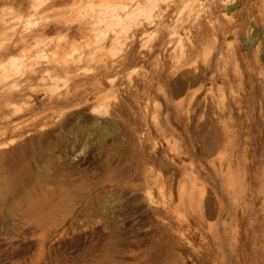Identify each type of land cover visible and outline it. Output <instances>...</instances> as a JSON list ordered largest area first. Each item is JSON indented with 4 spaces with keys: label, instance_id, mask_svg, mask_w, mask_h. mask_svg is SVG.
I'll use <instances>...</instances> for the list:
<instances>
[{
    "label": "rangeland",
    "instance_id": "obj_1",
    "mask_svg": "<svg viewBox=\"0 0 264 264\" xmlns=\"http://www.w3.org/2000/svg\"><path fill=\"white\" fill-rule=\"evenodd\" d=\"M182 1L138 30L128 0L65 1L44 12L74 31L30 51L0 27V264H264V42L244 49L264 26L250 0ZM37 2L0 20L31 27Z\"/></svg>",
    "mask_w": 264,
    "mask_h": 264
},
{
    "label": "bare ground",
    "instance_id": "obj_2",
    "mask_svg": "<svg viewBox=\"0 0 264 264\" xmlns=\"http://www.w3.org/2000/svg\"><path fill=\"white\" fill-rule=\"evenodd\" d=\"M2 3L3 2H9L10 0H0ZM65 1H74V0H39V2H37L36 4H31L30 6H29V10H27V12H29L28 13V15H31V18H33V19H31L30 21L32 22L31 24H32V26L30 27L29 25V27L28 26H26L25 24L24 25H22L19 29H17V25H18V23H19V21H20V18L21 17H19L18 19H14L13 21L11 20V22H6V20H0V27H6V26H14L15 28V32L17 33L16 34V39H18L19 41L18 42H16L13 46V48H9V47H5L4 48V50L6 49V50H11V49H14V48H16V47H22V48H24V49H26V50H31V49H35V48H33L34 47V45L32 44L31 45V43H32V41H30V39H32L33 41H34V39L35 40H37L38 38H41V36H43V35H45V34H48V33H50V32H54V31H56V30H59V31H61L62 30V27L63 26H65V28H66V30H67V33L68 34H70L71 32H73L74 30H73V28L71 27V23H67V24H64V25H62V24H60L59 22H57V20H54L53 18H51L50 17V15H47L46 14V12H44V10L46 11V9H49V8H51L52 7V9H54L55 8V6H59V5H61V4H63ZM83 1V0H82ZM89 1V0H88ZM93 1V0H92ZM95 1V0H94ZM129 1V3H130V6L132 7V8H130L129 9V11L127 12V13H125V20L127 21V22H131V23H134L135 21H136V17L138 16V14L139 13H141L142 11H143V8L145 7H147V6H149V5H152V4H155V2L157 1V0H128ZM224 1V0H223ZM226 1V0H225ZM251 2L249 3H247V7L245 8V10L249 13L250 12V15H251V13H252V10H254V9H256V10H258V15H259V18H260V20H261V22H262V24H263V26H264V0H250ZM27 2V0H12V3H14V4H17L19 7H23V5L25 4ZM78 2H79V0H78ZM181 2L182 3H184L182 0H181ZM229 2H230V0H229ZM232 2V1H231ZM230 2V3H231ZM198 3V2H197ZM226 4H227V2H225ZM77 4V3H76ZM170 4V3H169ZM74 4H72V6H73ZM77 6H78V4H77ZM87 6V5H86ZM129 6V7H130ZM192 6H193V3H192ZM199 6V5H198ZM71 7V6H70ZM108 7V6H107ZM169 6H167V8H168ZM195 7V6H194ZM80 8V7H79ZM166 8V7H165ZM207 8V7H206ZM111 9V8H110ZM208 9V8H207ZM228 9V8H227ZM51 10V9H50ZM73 10V9H72ZM77 10V9H76ZM89 10V9H88ZM167 10V9H166ZM191 10V9H190ZM206 10V9H205ZM209 10V9H208ZM90 11V10H89ZM87 12V10H84L83 12L81 11V13H80V17L78 18V21H77V23H78V27L76 28V29H78V32L79 33H82V34H85L88 30H87V26L89 25V22L91 23V22H93V20H94V18H93V14L91 13V11L90 12ZM111 11H113V10H111ZM111 11H109V12H111ZM165 11V10H164ZM163 11V12H164ZM201 11H202V9L200 8V7H198V8H194L193 10H192V14H193V23H194V29H195V27H197V26H195V25H199L200 26V24H201V17H202V13H204V12H202L201 13ZM48 12V11H47ZM50 12H53V10L52 11H50ZM76 12V11H75ZM116 13H118V11L116 12L115 11V14ZM226 13V12H225ZM112 14V13H111ZM223 15H224V13H222ZM113 15H114V11H113ZM112 15V16H113ZM122 15V14H121ZM120 15V17H124V14L121 16ZM158 15H161V14H158ZM157 15V16H158ZM116 17L118 16L117 14L115 15ZM225 16V15H224ZM114 17V16H113ZM160 17V16H159ZM210 17H211V15H210ZM225 17H228L227 19H226V22H225V26H223V28H224V32L225 33H227V32H233V34L234 35H236L237 34V27H238V24H239V21H238V23H237V21H235V20H233V17L232 16H228V15H226ZM119 18V17H118ZM90 19V20H89ZM110 19L112 20V18L110 17ZM113 19H117V18H113ZM123 19V18H122ZM254 19V18H253ZM121 20V19H120ZM161 20V19H160ZM162 20H163V18H162ZM179 20V19H178ZM114 21V20H113ZM117 21V20H116ZM152 21V20H151ZM191 21V20H190ZM111 22V21H110ZM109 22V23H110ZM123 23L125 22L124 21V19H123V21H122ZM165 22V21H164ZM163 22V23H164ZM253 22V21H252ZM28 24H30L29 23V21L27 22ZM26 23V24H27ZM120 23V22H119ZM126 23V22H125ZM124 23V24H125ZM152 23H154V22H152ZM157 23V25H159L158 24V22H156ZM192 23V22H191ZM241 23V22H240ZM243 23V22H242ZM241 23V26H243V24ZM22 24V23H21ZM30 24V25H31ZM88 24V25H87ZM111 25L113 24V23H110ZM123 24V25H124ZM183 24V23H182ZM211 24V23H210ZM122 25V24H121ZM134 25H135V28H137V30L139 29L138 28V20H137V23H134ZM141 25V24H140ZM157 25H155V26H157ZM164 25V24H163ZM168 25V24H167ZM192 25V24H191ZM26 26V27H25ZM113 26H116L115 25V23L113 24ZM120 26V25H119ZM119 26H118V29H119ZM142 26V25H141ZM154 26V25H153ZM166 26V25H165ZM213 26V25H212ZM217 26V25H216ZM22 27H25V28H22ZM109 28H111L110 26H108ZM168 27V26H167ZM203 27V26H202ZM161 28H162V26H161ZM170 28V27H169ZM168 28V29H169ZM176 28V27H175ZM200 28V27H199ZM264 28V27H263ZM121 29V28H120ZM197 29V28H196ZM201 29V28H200ZM213 29H215V31H216V28H215V25H214V27H213ZM90 30L93 32V33H95L96 31H95V28H94V26H93V24L90 26ZM112 28L110 29V31L112 32ZM175 30V29H174ZM106 31V30H105ZM105 31H104V33H103V31H101V32H96L94 35L96 36L95 38H97L96 39V41H102V40H104V39H106L109 35H111V34H109V33H105ZM114 31V30H113ZM172 31V30H171ZM177 31V30H176ZM198 31H199V29H198ZM202 31V30H201ZM90 32V31H89ZM213 32H214V30H213ZM117 33V32H116ZM196 33V32H195ZM194 33V34H195ZM201 33V32H200ZM88 34H90V33H88ZM114 34V33H113ZM112 34V35H113ZM175 34V33H174ZM117 35V34H116ZM202 35V34H201ZM83 36V35H82ZM163 36V35H162ZM178 36V35H177ZM197 36V35H196ZM203 36V35H202ZM44 37V36H43ZM114 37H115V35H114ZM37 38V39H36ZM203 38V37H202ZM31 43H30V42ZM98 41V42H99ZM195 41V40H194ZM197 41V40H196ZM195 41V42H196ZM245 42H244V49H245V51H249L250 53H252L256 58H258V54H259V51H260V49H261V46H262V44H263V42H264V39L263 38H259V37H256V35H249L248 36V38H246V40H244ZM97 42V43H98ZM34 43V42H33ZM197 43H199V41L197 42ZM183 44V43H182ZM201 44V43H200ZM190 46H193L192 48H193V50L195 49V44L194 45H190ZM234 48V44H233V42H229V44L227 45V51H225L226 52V57L225 58H227L225 61H226V63H225V65H224V63H223V65L224 66H226V65H228L229 63H231V64H234V67H237L238 65H239V59H238V56H237V54H236V50H237V48H234V50H232ZM184 50V49H183ZM185 50H187V48L185 49ZM185 50H184V52H185ZM232 50V51H231ZM191 51V49H189L188 50V52H190ZM181 52H183L182 50H181ZM245 53V52H244ZM246 54V53H245ZM249 54V53H248ZM251 54V55H252ZM235 55V56H234ZM243 55V54H242ZM183 56V55H182ZM184 56H186V55H184ZM188 56V55H187ZM186 56V57H187ZM244 56V55H243ZM245 57V56H244ZM182 58V57H181ZM264 58V57H263ZM183 59V58H182ZM188 59H189V57H188ZM209 59V58H208ZM246 59V58H245ZM259 59V58H258ZM184 60H186V58L184 59ZM183 60V61H184ZM182 61V62H183ZM182 62H180V63H182ZM186 62V61H185ZM207 62H208V60H207ZM223 62V61H222ZM184 63V62H183ZM189 63V66H190V62H188ZM247 63H248V61H247ZM191 64H194L193 62H191ZM181 65V64H180ZM183 65V64H182ZM181 65V66H182ZM186 65H187V63H186ZM178 66H179V64H178ZM181 66H179V67H181ZM183 67V66H182ZM194 67V66H193ZM189 68H191V66L189 67ZM185 69H188V65H187V68L185 67ZM207 69V68H206ZM194 70V69H193ZM232 169V168H231ZM230 173V172H229ZM230 178H232V177H230ZM234 178V177H233ZM236 191V190H235ZM239 194V193H238Z\"/></svg>",
    "mask_w": 264,
    "mask_h": 264
}]
</instances>
